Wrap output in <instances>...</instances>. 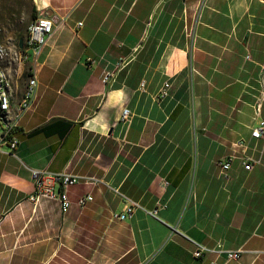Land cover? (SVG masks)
<instances>
[{
	"label": "crops",
	"instance_id": "1",
	"mask_svg": "<svg viewBox=\"0 0 264 264\" xmlns=\"http://www.w3.org/2000/svg\"><path fill=\"white\" fill-rule=\"evenodd\" d=\"M33 1L54 33L18 145L0 152V264H264V138L250 137L264 0ZM31 170L95 181L68 190L63 214L28 201ZM122 196L142 208L125 221ZM196 245L241 253L194 259Z\"/></svg>",
	"mask_w": 264,
	"mask_h": 264
},
{
	"label": "built area",
	"instance_id": "2",
	"mask_svg": "<svg viewBox=\"0 0 264 264\" xmlns=\"http://www.w3.org/2000/svg\"><path fill=\"white\" fill-rule=\"evenodd\" d=\"M81 26V23H79ZM54 33L53 20L42 14L33 20L27 29L26 48L21 50L19 65H16L18 69L28 64V76L26 83V97L16 98L12 84H8V75L11 74L12 67H8V59L10 57V51L13 47H8V43L5 42L1 35L0 29V109H4V117H0V152L4 147L8 148L11 152L15 150L18 145V141L14 136V128L17 126L18 121L22 114L31 106L36 93V83H29V76H35V68L37 64V57L47 42ZM248 58V57H247ZM122 64L120 60L117 67ZM115 72H107L102 82L107 83L113 78ZM258 91L253 104V119L257 121V125L251 128L250 137L254 140L264 138V118H262V112H264V66L259 71V83ZM170 84L164 82L160 89L159 99L163 100L168 96ZM16 101V103H15ZM130 111L123 108L121 113V121L129 122ZM235 150L240 149V158L244 170H252V158L247 155V143L243 140H239L233 144ZM232 153L229 157L220 162V169L222 173L226 174L236 156ZM31 178L33 180V191L28 196V201L33 205H37L42 200L57 201L60 205L61 212L67 213L71 207V201L68 196V190L79 184H92L95 179L90 177L79 176L69 173H49L45 171L31 170ZM168 182L164 181V185ZM125 205L123 211L120 214H115L114 217L117 220L125 221L132 217L133 212L137 209H142L138 203L130 201L126 197L122 196ZM93 197L91 195L82 196L78 198L77 205L80 208H84L87 203L91 202ZM159 206L154 209L144 212L147 215L157 218ZM210 253H225L227 260H235L239 257L241 251H222L219 249H210L205 246L196 245V249L193 251L192 256L194 259H199L205 254Z\"/></svg>",
	"mask_w": 264,
	"mask_h": 264
},
{
	"label": "rangeland",
	"instance_id": "3",
	"mask_svg": "<svg viewBox=\"0 0 264 264\" xmlns=\"http://www.w3.org/2000/svg\"><path fill=\"white\" fill-rule=\"evenodd\" d=\"M86 3L91 0H84ZM190 3L193 0H185ZM34 6L33 0H0V29L1 35L5 42L8 43V47H13L11 53L14 55L15 51L20 53V50L17 49V42L19 37V30H21V34L26 37L27 29L29 25L30 13L31 9ZM35 7V6H34ZM17 26V28H16ZM180 45H185V43H180ZM20 55V54H19ZM18 61L13 62L12 65H8V67H12L11 74L12 76V90L15 97L20 98L22 92L25 89L27 83V77L25 74L28 73V64L18 69L16 65H19ZM197 77L191 79L192 86L198 82Z\"/></svg>",
	"mask_w": 264,
	"mask_h": 264
},
{
	"label": "bare ground",
	"instance_id": "4",
	"mask_svg": "<svg viewBox=\"0 0 264 264\" xmlns=\"http://www.w3.org/2000/svg\"><path fill=\"white\" fill-rule=\"evenodd\" d=\"M20 54V55H19ZM17 53V51H15L14 55L11 53L10 51V57L8 59V65H12L13 62H18L20 61V56H21V52ZM12 74L8 75V84H12ZM29 83H36V77L35 76H29ZM26 97V87L24 89V91L22 92L20 98H25ZM17 98V97H16ZM0 117H4V109H0Z\"/></svg>",
	"mask_w": 264,
	"mask_h": 264
},
{
	"label": "trees",
	"instance_id": "5",
	"mask_svg": "<svg viewBox=\"0 0 264 264\" xmlns=\"http://www.w3.org/2000/svg\"><path fill=\"white\" fill-rule=\"evenodd\" d=\"M29 16H30V19H29V24H30L33 20H35L37 18V11H36L34 6L32 7L31 13H30ZM16 28H17V26H16ZM18 30H19L18 31L19 32V37H18V42H17V49L20 50V52H21V50H24L26 48V38H27V36L24 37L21 34V30H22L21 28L18 29ZM20 45H21V47H20ZM25 76L27 77L28 74H25Z\"/></svg>",
	"mask_w": 264,
	"mask_h": 264
},
{
	"label": "water",
	"instance_id": "6",
	"mask_svg": "<svg viewBox=\"0 0 264 264\" xmlns=\"http://www.w3.org/2000/svg\"><path fill=\"white\" fill-rule=\"evenodd\" d=\"M20 47H21V45H20Z\"/></svg>",
	"mask_w": 264,
	"mask_h": 264
}]
</instances>
